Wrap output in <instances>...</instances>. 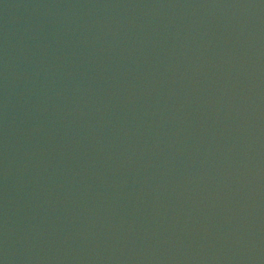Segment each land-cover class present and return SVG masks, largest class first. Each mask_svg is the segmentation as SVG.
<instances>
[{"label":"water","instance_id":"95a60500","mask_svg":"<svg viewBox=\"0 0 264 264\" xmlns=\"http://www.w3.org/2000/svg\"><path fill=\"white\" fill-rule=\"evenodd\" d=\"M0 264H264V0H0Z\"/></svg>","mask_w":264,"mask_h":264}]
</instances>
